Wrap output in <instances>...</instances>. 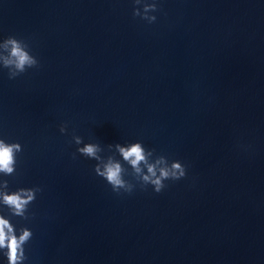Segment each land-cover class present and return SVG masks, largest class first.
I'll list each match as a JSON object with an SVG mask.
<instances>
[{
	"label": "water",
	"instance_id": "1",
	"mask_svg": "<svg viewBox=\"0 0 264 264\" xmlns=\"http://www.w3.org/2000/svg\"><path fill=\"white\" fill-rule=\"evenodd\" d=\"M8 36L38 60L0 64V139L21 145L0 194L40 189L26 217L0 199L32 230L23 264H264V0H0V57ZM137 141L186 175L141 187L115 148Z\"/></svg>",
	"mask_w": 264,
	"mask_h": 264
},
{
	"label": "clouds",
	"instance_id": "2",
	"mask_svg": "<svg viewBox=\"0 0 264 264\" xmlns=\"http://www.w3.org/2000/svg\"><path fill=\"white\" fill-rule=\"evenodd\" d=\"M136 4H140L141 0H135ZM157 8L156 3H145L143 12L139 8H135L133 15L142 16L150 23L156 20L154 15H150L151 11ZM8 45L7 55L0 57V64L9 70V78H14L20 73L38 65V60L33 56L27 46H22L18 39L14 36H8L6 40ZM61 132L66 131L65 126H61ZM73 139L77 145H81L82 137L74 136ZM113 145H108L112 147ZM115 148L120 156L131 165L135 173V178L141 182V187L151 184L156 192H160L166 187L165 180H179L186 175V165L179 160H173L169 165L165 156H158L155 163H149L148 156L153 155V150H146L139 141L129 143L127 145L116 143ZM21 151V145L18 142L8 143L4 139H0V172L4 175H10L15 171L16 153ZM101 146L98 143H83L78 147V152L100 161L95 165V172L106 179L112 186L113 191L119 193L121 190L131 192L134 185L124 178L125 168L118 160H114L111 156L104 162L100 152ZM161 161L164 166L159 167ZM144 164L147 171L143 172L141 164ZM4 186L8 187V182L3 181ZM40 191L37 188L21 187L15 191H7L0 194L4 205L8 207L10 212L16 216L26 217V209L30 202L34 201L36 193ZM32 230L28 227H22L17 234L15 226L10 222V218L0 215V250H6L4 254L7 257V264H23L26 259L24 245L31 239Z\"/></svg>",
	"mask_w": 264,
	"mask_h": 264
}]
</instances>
